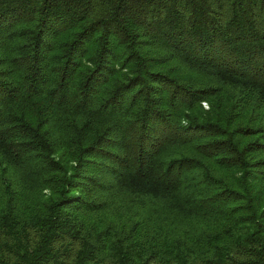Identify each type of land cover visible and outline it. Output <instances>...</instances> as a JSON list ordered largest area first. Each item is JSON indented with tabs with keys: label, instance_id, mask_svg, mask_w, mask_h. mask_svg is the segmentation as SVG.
Returning a JSON list of instances; mask_svg holds the SVG:
<instances>
[{
	"label": "trees",
	"instance_id": "trees-1",
	"mask_svg": "<svg viewBox=\"0 0 264 264\" xmlns=\"http://www.w3.org/2000/svg\"><path fill=\"white\" fill-rule=\"evenodd\" d=\"M0 264H264V0H0Z\"/></svg>",
	"mask_w": 264,
	"mask_h": 264
},
{
	"label": "rangeland",
	"instance_id": "rangeland-1",
	"mask_svg": "<svg viewBox=\"0 0 264 264\" xmlns=\"http://www.w3.org/2000/svg\"><path fill=\"white\" fill-rule=\"evenodd\" d=\"M203 106L205 107V105L203 104ZM206 108V107H205Z\"/></svg>",
	"mask_w": 264,
	"mask_h": 264
}]
</instances>
